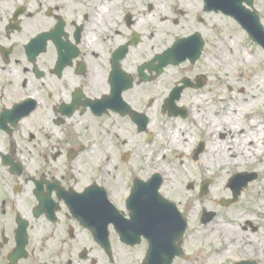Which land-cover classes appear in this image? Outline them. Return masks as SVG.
Returning a JSON list of instances; mask_svg holds the SVG:
<instances>
[{
    "label": "flooded vegetation",
    "instance_id": "flooded-vegetation-1",
    "mask_svg": "<svg viewBox=\"0 0 264 264\" xmlns=\"http://www.w3.org/2000/svg\"><path fill=\"white\" fill-rule=\"evenodd\" d=\"M231 5L235 14L216 10ZM238 16L253 18L264 31V0H0V264H123L127 256L143 264L142 243L124 242L133 228L132 184L111 189V181L99 180L120 217L103 213L102 227L90 228L81 157L93 147L98 123L110 165L121 160L133 182L136 169H143L139 157L160 133L150 129L154 110L186 119L193 114L186 102L222 85L217 67L227 47H219L220 18L250 42L239 62L257 58L246 75L233 76L232 83L247 84L239 94L262 79L264 41H256ZM176 44L184 49L173 59L169 50ZM180 86L177 105L187 107L185 118L168 112ZM219 135L225 140L226 133ZM115 141L127 149L118 152ZM106 239L111 248L100 244ZM198 240L187 232L184 255L173 264H198ZM255 257L241 255L236 263H263Z\"/></svg>",
    "mask_w": 264,
    "mask_h": 264
},
{
    "label": "rangeland",
    "instance_id": "rangeland-1",
    "mask_svg": "<svg viewBox=\"0 0 264 264\" xmlns=\"http://www.w3.org/2000/svg\"><path fill=\"white\" fill-rule=\"evenodd\" d=\"M218 25L220 27L224 26L225 29L220 32V40L219 47L221 49L227 47L225 51V55L222 58L220 66L217 67L218 70L221 71V76L223 78L222 85L216 87L217 92L215 94L210 93L203 94L198 93L194 98L191 99L190 102H186L185 104H190L193 107L192 116L181 119V118H171L168 119L164 116L160 111H155L156 113V121L153 126L150 127L153 131H159V136L156 137L155 141H153L149 146H146L145 154L139 157L140 167L143 169L138 171L135 167L136 165L131 164L132 168H135V172H139L138 177L140 178H149L154 171H163L164 168L168 170V175H162L165 177L163 189L161 191L162 195L169 198L173 202H176L180 210L183 212L185 218L189 220L188 232L194 233L199 236V240L196 243L195 247L200 248L201 253L198 257V264H220L221 262H231L230 264L236 263L241 255L246 258H256V250L253 247H246L244 244V240L241 243L237 236H239L242 232L254 233L252 237L263 238L262 231L264 229L263 226V214H257V210H253L258 206L253 205L254 198L257 196H261V190H259V185H261V180L264 177V170L260 166L262 163L261 159H239L238 166L232 167L229 164L218 165L212 163L210 168V173L204 174L202 171L201 163L205 160V157L208 158V150L213 146L214 135L209 131L211 129L209 125H219L221 126L224 122L222 121V116L225 111H228L229 105L232 104L240 111H244L245 107L248 105L244 102L245 98H252L253 96L258 95L259 99H256L252 105L247 108L253 110L254 115L258 117H262V113L264 112V77L254 78L252 87L249 88L246 86L247 90L244 94H239L237 91L238 87H243L247 84L242 83H232V79L234 75H239L241 72L246 75L249 68H254L256 66H252L257 58H253L250 63L239 60H243L244 52L251 45L248 42L246 35L240 36L237 31L232 30L228 27L227 22L220 18L218 19ZM234 36L235 42L228 40L227 36ZM243 53V54H242ZM256 57L258 59H262L260 55L256 53ZM232 64L230 66H227ZM245 63V64H244ZM219 64V63H218ZM263 68V69H262ZM261 69L264 70V65ZM177 73V70L174 71L173 75ZM230 75V78L228 75ZM230 80V84L227 82ZM232 86L234 91H230L228 86ZM210 88V87H208ZM210 92V89H207ZM193 116H200L202 118V124L204 125L203 130L190 131L186 137L181 138L179 144L181 148L171 145L172 137L175 135H180V132H176L173 134L178 128L187 127L186 131H189L192 128ZM262 120V118H259ZM233 126H237L235 129L244 128L245 130L249 129L250 126L246 119H242V117L237 116L235 120H227ZM182 130V129H181ZM226 133L225 139L233 144L235 143V139L232 138L230 131L228 129L218 130ZM106 131L95 125V128L92 130V138H93V147L97 149L100 148L101 152L96 156V153H93V147L84 154L82 159V170H84V174L82 176L83 187L85 185H89L90 183H99V180L104 182H112L111 189H121L125 188V185L128 186L132 184V179L130 177L129 171L122 166L121 160L117 159L109 163L107 152L109 148H107L106 142L104 143L103 139L105 138ZM237 131L233 133L236 135ZM218 136V135H217ZM220 135L218 136V138ZM107 139V138H106ZM206 139L208 142V146L204 153L197 159L193 160V152L195 147L197 146V140ZM97 140L99 143L97 145ZM203 140H200V142ZM233 146V145H232ZM106 153H104L105 148ZM115 147H117V151L119 149H127V147L121 144V141H115ZM168 147L169 150L164 152L163 148ZM162 150V152H160ZM112 152H110L111 154ZM134 161H132L133 163ZM129 165V166H131ZM187 166L188 171L183 176L181 173L184 172ZM127 167V166H126ZM248 169L255 170L259 173V177L249 182V186L245 188L240 193L239 201L227 206H223L221 201L222 198L214 200L211 194V190L213 188V184L216 179H227L234 175L237 172L247 171ZM105 172V174H104ZM164 172V171H163ZM104 176H101V174ZM161 173V172H160ZM132 174V173H131ZM162 174V173H161ZM206 178L210 179V187L209 191L205 195H200L201 183L206 180ZM258 191L256 194L253 192ZM232 192L230 195L223 197L224 199L232 198ZM264 198V195H262ZM222 199V200H221ZM206 203V206H202ZM204 209L206 211H212L215 213L214 218L207 223V225L202 223V214ZM221 218L226 221H231V223L227 226L232 227L229 230H224L223 226H219L215 228L214 224H211L214 219ZM247 222H251L253 226L257 227V230H244V226L250 227L246 225ZM230 246V250L227 248ZM147 248V243L144 242L141 245V250L145 255V251ZM232 260V261H231ZM123 264H136L132 257L127 256L126 260ZM258 264H261V262Z\"/></svg>",
    "mask_w": 264,
    "mask_h": 264
},
{
    "label": "water",
    "instance_id": "water-1",
    "mask_svg": "<svg viewBox=\"0 0 264 264\" xmlns=\"http://www.w3.org/2000/svg\"><path fill=\"white\" fill-rule=\"evenodd\" d=\"M261 30H257V33ZM258 38V37H257ZM259 40V38H258ZM175 48L171 49V57L174 58ZM178 94V91L175 93ZM179 98L178 95L172 99ZM174 110V109H173ZM181 111L176 109L174 114L178 115ZM204 145L200 146L195 152L196 156L203 151ZM257 173H237L229 185L233 189L234 199L223 201L224 205L233 203L239 199L241 191L248 186V182L257 178ZM209 180L202 184L200 195L206 194L209 190ZM163 184V177L159 173L152 175L149 181L136 179L132 193L128 198V208L131 210V220L128 223L133 227L131 236L124 241L134 245L141 241L145 236L149 242V248L144 260V264H172V260L177 254H181L180 242L186 232L187 219L182 216L176 203L160 194V186ZM103 187L91 185L85 190L84 202L85 212L98 220L86 219V223L91 228L100 229L102 211H105L109 217L118 218L119 214L112 202L108 201L107 194ZM213 212H205L202 216L203 221L207 223L213 218ZM101 222V221H100ZM101 244L110 245L107 241Z\"/></svg>",
    "mask_w": 264,
    "mask_h": 264
},
{
    "label": "bare ground",
    "instance_id": "bare-ground-1",
    "mask_svg": "<svg viewBox=\"0 0 264 264\" xmlns=\"http://www.w3.org/2000/svg\"><path fill=\"white\" fill-rule=\"evenodd\" d=\"M247 61H250V58H247ZM259 99L258 95L255 94L251 99L245 98V103L252 108L250 105L256 100ZM255 105V103H253ZM247 106V107H248ZM245 107L244 111L238 110L236 107H234L232 104L229 105L228 111H225L224 115L222 116V121L224 122L221 126L219 125H209L212 127L209 128V131L213 134L215 133V137L213 140V146L211 149L208 150V158L205 157V160L201 163L202 165V171L204 174L210 173V168L212 163L218 164V165H225L226 163L231 165L232 167L238 166L239 159H245L248 157V159H258L259 157H262V163L261 167L264 170V117H258L257 115H254V112L252 109ZM237 116L242 117V119H246L250 126V128L245 130L244 128H235L229 123V120H235ZM259 118H262L259 119ZM193 124L192 128L189 131L187 130V127L178 128L173 134H175L177 131L180 132V135H175V137H172L171 139V145L176 146L178 148H181V145L179 144V141L181 138L186 137L190 131H197V130H203L206 131V128L204 129V125L202 124V118L201 117H194L193 118ZM182 129V130H181ZM229 129L230 134L232 135V138L235 139V144L232 146V144L228 141L226 138L220 139L218 138V130H225ZM237 131L236 135H233V133ZM163 155L164 152L169 150L168 147L163 148ZM162 152V150L160 151ZM185 170L183 173H181L183 176L188 171L187 166H185ZM164 171V172H163ZM161 171L162 174L165 176L168 175V170L164 168V170ZM229 178L227 179H216V181L213 184V188L211 190V194L213 196L214 200L217 199H224L223 197L228 196L231 194L232 190L228 185ZM259 190H261V196H257L254 198L253 205H256L258 207L253 208V210H257V214H263L264 215V198L262 195H264V177L261 180V185H259ZM258 191H254L253 193L256 194ZM258 194V193H257ZM221 199V200H222ZM202 206H206V203ZM206 210V209H204ZM231 221H226L221 218L214 219L211 224H214L215 228L219 226H223L224 230H229L232 227H229ZM205 225V224H204ZM229 225V226H227ZM263 226H264V217H263ZM254 233L249 232H242L238 237L239 241L241 242L244 240V244L246 247H253L258 253V258H260L264 264V237L258 238V237H252ZM262 234L264 236V229L262 231ZM243 243V242H241ZM230 249V246L227 248Z\"/></svg>",
    "mask_w": 264,
    "mask_h": 264
}]
</instances>
